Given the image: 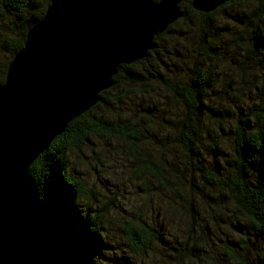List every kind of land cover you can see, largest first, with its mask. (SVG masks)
I'll use <instances>...</instances> for the list:
<instances>
[{"label":"trees","instance_id":"trees-1","mask_svg":"<svg viewBox=\"0 0 264 264\" xmlns=\"http://www.w3.org/2000/svg\"><path fill=\"white\" fill-rule=\"evenodd\" d=\"M52 1L0 0V85ZM179 8L181 18L154 38L147 57L121 66L99 102L29 168L67 264H132L123 254L107 256V206L116 205L86 191L68 167L70 155L98 138L123 141L137 162L146 205L123 229L132 256L158 246L166 264H264V0H232L206 14L189 0ZM82 199L95 209H80ZM201 209L213 213L209 221ZM166 211L186 217L173 242L162 232Z\"/></svg>","mask_w":264,"mask_h":264},{"label":"water","instance_id":"water-1","mask_svg":"<svg viewBox=\"0 0 264 264\" xmlns=\"http://www.w3.org/2000/svg\"><path fill=\"white\" fill-rule=\"evenodd\" d=\"M182 1L53 0L27 32L0 85V264H67L29 168L121 66L147 57ZM189 1L206 14L232 0Z\"/></svg>","mask_w":264,"mask_h":264},{"label":"rangeland","instance_id":"rangeland-1","mask_svg":"<svg viewBox=\"0 0 264 264\" xmlns=\"http://www.w3.org/2000/svg\"><path fill=\"white\" fill-rule=\"evenodd\" d=\"M126 147L127 145L121 140L109 141L106 139H95L93 143L89 145L88 149L82 148L83 157L82 155H70L68 157V167L77 173V178L80 179L86 191L104 195L102 200L105 204L108 202L106 201V199L108 200L107 197H110V199H112V205H116L115 208L111 205L107 206L109 207L108 211L110 214L106 220L110 221L109 236L111 241L109 244L112 246V252H110V255L107 254V256H112V254L120 256L123 254L128 257L132 264H166L165 261L169 260L167 253L160 250L158 246H154L153 255L143 258L132 256L127 246V239L123 233V229L130 219L131 211L138 214L142 211L145 212L144 206L146 205V199L141 192L143 186L139 184V180H135L137 162L132 158L127 149H125ZM221 147L227 148L223 144ZM98 198L100 197L98 196ZM87 204L95 209L93 203L84 199L81 200L80 205L82 206L80 209H86ZM122 209L125 210V213L121 212ZM201 210L207 215V221H209L213 213L208 215L210 213H207L204 209ZM231 210H234L233 207H228V212L226 211L225 213H230L232 215L233 213H231ZM145 217L146 215L144 216L143 214V220H145ZM185 218L186 217L181 219L185 221H178L169 211H166V218L162 220L164 223L162 232L168 236L171 242H173L174 239H178L177 236L181 238V231H178L179 229L186 231ZM157 219H159V222H162L159 215ZM222 221L228 223L229 220L225 216ZM173 222L178 224V228ZM111 223H113V225ZM221 225L226 227L225 223H221ZM227 226L229 227L228 224ZM195 227L197 228L194 224V228ZM197 232H199L198 228ZM97 264L116 263L111 260H98Z\"/></svg>","mask_w":264,"mask_h":264},{"label":"bare ground","instance_id":"bare-ground-1","mask_svg":"<svg viewBox=\"0 0 264 264\" xmlns=\"http://www.w3.org/2000/svg\"><path fill=\"white\" fill-rule=\"evenodd\" d=\"M92 139V138H91Z\"/></svg>","mask_w":264,"mask_h":264}]
</instances>
